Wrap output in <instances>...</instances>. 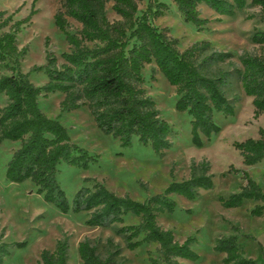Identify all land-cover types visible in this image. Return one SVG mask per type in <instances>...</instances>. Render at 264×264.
Wrapping results in <instances>:
<instances>
[{
	"label": "trees",
	"instance_id": "trees-1",
	"mask_svg": "<svg viewBox=\"0 0 264 264\" xmlns=\"http://www.w3.org/2000/svg\"><path fill=\"white\" fill-rule=\"evenodd\" d=\"M141 1L61 0L54 13V23L64 32L70 49L61 53V63L56 55L48 53L45 63L35 64L27 72L20 69V59L27 48L18 47L16 33L35 9L32 8L28 17L11 24L12 15L0 10V62L12 72L0 75V94L7 99L0 106V141H19L7 162L5 176L8 181L16 182L30 179L44 200L62 212L87 211L88 226L112 228L127 249L134 250L143 242H155L163 264H184L181 259L199 258L193 250L197 237L190 235L179 241L172 229L158 223L157 217L161 212L175 210L177 203L172 194L194 199L199 189L213 187L210 163L192 162L187 178L172 179L162 192L142 201L128 194L119 195L97 180L91 186H80L69 199L57 177L59 165L65 162L87 167L98 155L73 142L60 120L47 116L38 104L40 95L61 92L64 94L60 102L62 112L88 106L98 127L118 138L121 145H131L136 136L139 143L163 154L172 146L169 137L173 129L160 117L154 99L143 87V68L154 63L175 87L174 108L190 115L191 137L197 146H203V136L209 138L221 131L215 113L228 116L235 112L239 95L234 94L232 98L228 95L235 83L252 97L254 117L264 114V48L259 54L239 55L240 66L234 63L233 52L219 50L207 39L181 50L176 37L153 23L168 9L167 3L148 0L145 9H140ZM172 1L183 20L197 30H203L209 23L207 17L201 16L199 5L202 3L227 16L259 6L264 24V0ZM109 2L119 18H108ZM69 18L81 24L78 31L67 30ZM250 41L264 45V26L252 32ZM31 72L43 73L46 81L35 84L30 79ZM234 146L246 165L261 162L264 127L258 128V137L235 141ZM245 177L247 181L239 191L219 197L223 206L239 207L246 199H264L261 186L248 174ZM91 179L85 177L84 181ZM262 213V205L252 209V214ZM128 214L138 216L139 221L125 223ZM3 236L1 232L0 264L11 252ZM68 247L69 235H65L57 240L53 250L40 252L38 264H69ZM214 249L224 253L225 264H256L253 258L244 256L237 234L217 237ZM78 252L81 264H127L123 246L113 236L85 237L78 243ZM150 263L159 264L155 257H150Z\"/></svg>",
	"mask_w": 264,
	"mask_h": 264
},
{
	"label": "rangeland",
	"instance_id": "rangeland-1",
	"mask_svg": "<svg viewBox=\"0 0 264 264\" xmlns=\"http://www.w3.org/2000/svg\"><path fill=\"white\" fill-rule=\"evenodd\" d=\"M160 1L167 3L168 9L153 23L166 29L170 36L176 37L181 50L196 41L207 39L215 48L233 52V61L240 66L239 55L259 54L264 48V45L250 41L252 32L264 26L259 6L247 7L234 16H227L216 13L202 3L199 5L201 16L207 17L209 23L203 30H197L194 25L183 20L172 0ZM60 2L0 0V10L12 15L10 24L28 17L32 8L35 9V13L20 24L16 33L18 47L27 48L20 59L23 72L35 64L45 63L48 53L56 55L61 63V53L69 51L64 32L54 23V13L60 7ZM147 2L142 0L140 9H145ZM111 5L112 2L107 3L106 13L110 20H114L119 16ZM69 21L68 31L76 32L80 29L79 22L72 18ZM8 28L9 25L5 27ZM11 73L0 62V75ZM142 74L146 93L154 99L160 117L166 119L173 129L169 137L172 146L163 154L155 152L149 145L139 143L136 136L131 145H121L118 138L98 127L88 106L62 112L60 102L64 94L61 92L38 97L39 107L47 116L60 120L68 129L73 142L98 155L87 167L62 162L57 174L61 188L72 199L80 186H91L97 180L119 195L128 194L142 201L162 192L172 179L187 178L192 162L207 160L210 163L213 187L199 189V195L194 199L172 194L177 203L176 208L172 212H161L157 217L158 223L172 229L179 241L190 235L197 237L193 250L199 258L181 259L184 264H225L222 261L224 253L217 252L214 245L217 237L230 234L238 235L245 257L253 258L256 264H264V199H246L241 206L232 208L223 206L219 200L220 196L239 191L247 181L245 174L253 178L264 192V158L257 164L246 165L234 146L235 141L258 137V128L264 127V114L254 117L252 97L247 96L240 84L235 83L228 92L230 98L234 94L239 95L235 102V112L228 116L215 113L214 118L221 126V131L209 138L203 136V146H197L191 137L190 115L174 108L175 87L154 63L146 64ZM30 79L37 85L46 81L41 72H31ZM6 100V95L0 94V106ZM18 146L19 141H0V233L4 232L2 240L9 244L11 251L3 264H38L40 252L43 249L53 250L57 240L65 235H69V264H81L79 241L97 236H113L120 242L127 264H151L150 257H155L159 264H163L157 243L143 242L134 250L127 249L112 228L88 226L87 211L62 212L55 204L44 200L30 179L8 181L5 176L6 165ZM85 177L92 179L84 181ZM257 205L263 206L261 215L252 214V209ZM138 221L139 217L134 214L125 217V223Z\"/></svg>",
	"mask_w": 264,
	"mask_h": 264
}]
</instances>
